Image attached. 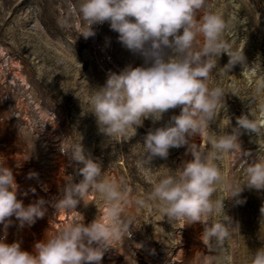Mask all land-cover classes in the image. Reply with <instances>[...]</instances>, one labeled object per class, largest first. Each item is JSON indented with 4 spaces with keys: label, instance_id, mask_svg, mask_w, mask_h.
Listing matches in <instances>:
<instances>
[{
    "label": "rangeland",
    "instance_id": "374dc122",
    "mask_svg": "<svg viewBox=\"0 0 264 264\" xmlns=\"http://www.w3.org/2000/svg\"><path fill=\"white\" fill-rule=\"evenodd\" d=\"M77 2L0 0V164L13 171L18 199L25 206L43 198L47 209L43 218L22 228L14 215L10 217L6 230L0 224V241L19 242L31 252L36 242L51 238L69 221L87 225L99 218L110 223L103 198L94 191L75 210L54 207L69 176L74 182L82 179L78 166L63 153L81 140L100 162L104 176L130 189L121 204L122 218L132 222L129 235L111 241L101 264H249L252 253L264 247V189L245 186L239 196L243 203L228 196L230 187L243 182L242 167L264 156V0H206L197 13V19L205 10L220 15L229 52L242 58L225 67L230 57L221 54L208 80L210 87H221L225 93L209 130L219 135L239 129L240 150L219 162L224 183L214 194L223 199V212L234 225L221 245L203 242L201 223H171L160 205L147 199L161 178L193 159L190 145H207L206 137L193 136L189 144L170 149L167 158L144 162L143 137L179 115V107L155 124L145 119L136 133L129 129L124 137L108 139L99 131L90 112L93 89L103 86L110 72L140 66L144 58L123 47L108 22L92 25L93 36L81 35L86 24ZM196 41L202 46L203 37L198 35ZM244 115L255 122L260 135L238 126ZM30 171L38 177L28 179ZM213 219L219 222L223 216ZM205 221L211 222L207 217Z\"/></svg>",
    "mask_w": 264,
    "mask_h": 264
},
{
    "label": "clouds",
    "instance_id": "9594fccd",
    "mask_svg": "<svg viewBox=\"0 0 264 264\" xmlns=\"http://www.w3.org/2000/svg\"><path fill=\"white\" fill-rule=\"evenodd\" d=\"M75 7L86 24L81 35L93 36L92 25L108 22L122 46L144 58L140 66L110 72L105 84L93 89L90 112L99 131L108 139L124 137L129 129L136 133L145 119L155 124L166 112L179 107V115L149 129L143 137L144 162L167 158L170 149L189 144L193 136L206 137L207 145H190L193 159L161 178L147 199L157 202L171 223L181 219L188 224L201 223L203 242L221 245L234 225L223 212V199H215L214 194L224 183L219 162L225 154L240 150L239 129L219 135L209 130L225 93L221 87H210L208 80L221 54L230 57L225 67L242 60L229 52L223 38L225 21L209 10L197 19L206 0H78ZM198 35L203 37L199 47ZM237 124L260 135L247 115L238 118ZM63 153L78 166L76 173L82 179L74 182L69 176L54 204L56 210H75L94 191L103 198L110 223L104 224L99 218L87 225L69 221L51 238L36 242L31 252L23 250L19 242L0 241V264H101L111 241L129 235L132 222L122 218L121 207L130 192L126 183L107 179L100 162L86 152L81 140ZM242 169L243 182L229 189L228 197L237 198V203L244 202L239 196L245 186L264 189V156ZM36 177L34 171L27 174L28 179ZM18 188L13 171L0 164V224L5 230L13 215L22 228L43 218L47 211L43 198L25 206L18 199ZM137 204L143 206L145 201L137 200ZM260 213L264 218V206ZM216 214L223 220L215 221ZM206 217L211 222H206ZM249 264H264V247L252 253Z\"/></svg>",
    "mask_w": 264,
    "mask_h": 264
}]
</instances>
